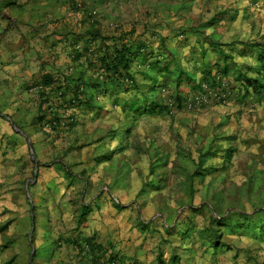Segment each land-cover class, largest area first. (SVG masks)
<instances>
[{"label": "rangeland", "instance_id": "obj_1", "mask_svg": "<svg viewBox=\"0 0 264 264\" xmlns=\"http://www.w3.org/2000/svg\"><path fill=\"white\" fill-rule=\"evenodd\" d=\"M201 1L208 9L186 10L185 14L190 17L194 13L197 23L217 14L223 20L207 27L192 26L195 38L202 28L220 43L260 41L264 35V0H182V6L198 7ZM214 2V7H208ZM190 59H180L179 67L199 81V69L194 68V59L199 58ZM205 59L214 63L216 55ZM233 61L242 65L244 74L254 76L246 71L257 67L252 59L234 56ZM232 77L231 81L224 78L214 89L203 84V91L191 90L184 82L175 91L172 84L158 85L161 78L155 75V91L145 88L137 93L142 108L151 102L166 107L156 109L154 115H136L109 104L98 112L60 114L61 122L54 130L46 124L45 128L56 134L37 147L30 144L27 161L22 164V156L20 167L12 164L4 188L9 190L11 204L7 219L11 251L17 254L11 264H22L23 257L17 262L14 258L25 251L27 264H36L38 257L49 259L53 248L49 243L40 250L36 247L38 232L47 239L50 225L67 230V214L72 216L81 197L89 192L113 195L120 204L132 206L157 231L177 220L185 228L180 224L175 227L185 231L194 221L217 235L219 222L214 219L230 215L236 220L238 211L264 212V98L249 95L242 99ZM137 81H143L140 74ZM133 94L122 95L124 102ZM51 141L57 142V154ZM91 142L104 145L101 153L98 148L100 157L90 156L87 145ZM229 148L234 152L229 163H224ZM202 154L206 155L205 167L217 171L203 178L192 177ZM2 192L0 186V198ZM62 194L70 197L68 203ZM196 211L200 212L194 215ZM5 219L0 215V244L4 243ZM64 240L60 236L59 242Z\"/></svg>", "mask_w": 264, "mask_h": 264}, {"label": "crops", "instance_id": "obj_2", "mask_svg": "<svg viewBox=\"0 0 264 264\" xmlns=\"http://www.w3.org/2000/svg\"><path fill=\"white\" fill-rule=\"evenodd\" d=\"M8 1L12 4L7 5ZM182 5V0H0V186L3 191L0 215L6 217L0 264H11L12 257L17 255L11 251V229L7 221L11 215L9 190L4 191L10 181L12 164L20 167L22 156V164L27 161L25 154L31 143L37 147L46 143L47 137L53 138L56 131H49L45 125L51 118L70 111L65 109L63 100L68 99L82 72L85 77L90 75L85 71L84 59H74V46L81 45L96 32L120 37L133 47L141 44L151 56L172 60L171 66L179 67L180 59L192 61V56H204L203 60L194 59V68L202 67L210 61L205 58L215 56L204 37L215 39L206 28L195 38L191 27L206 26L211 19L197 23L194 13L188 17L185 11L208 8L203 1L198 7ZM214 6L215 2L208 7ZM203 51L205 54L201 55ZM141 63L136 61L132 71L143 69ZM44 75L51 76L54 83L40 86ZM65 89V98L57 100V90ZM122 95L126 94L98 98L94 102L99 107L96 112L109 104L122 107L125 99ZM50 143L55 145L57 154V142ZM103 147L91 142L87 150L90 156L94 154L92 157L98 158L100 151L105 150ZM98 148H102L99 153ZM62 196L67 203L70 201L68 195ZM83 206L87 212L81 217ZM238 213L248 218H240ZM235 216L236 220L230 215L219 218L223 221L217 235L210 227L202 228L194 221L185 231L175 227L180 224L185 228L178 220L173 225L160 226L157 231L132 206L120 204L113 195L89 192L81 197L73 215L67 214V230L59 231L50 225L47 239L38 232L36 247L40 250L50 244L53 249L49 259L38 257L35 262L91 264L94 257L103 253V260L114 256L123 264H264V212L238 211ZM60 236L65 240L59 242ZM87 240L102 252L85 250ZM21 257L22 264H27L26 251L15 257L14 262Z\"/></svg>", "mask_w": 264, "mask_h": 264}, {"label": "trees", "instance_id": "obj_3", "mask_svg": "<svg viewBox=\"0 0 264 264\" xmlns=\"http://www.w3.org/2000/svg\"><path fill=\"white\" fill-rule=\"evenodd\" d=\"M11 5L12 2H6ZM217 14L212 17L206 24L213 25L223 20L222 16ZM96 42H99L96 45ZM204 42L207 44L208 49L216 55L214 63H206L202 67H196L200 73V80L196 81L195 77L176 65H172V60H165L159 56H151L146 52L143 45H127L120 37L102 36L100 33L92 32L91 36L83 41V43L74 46L73 51L76 53V60L83 58L86 63L85 71H89L90 75L85 77L82 72L75 80V85L69 91L67 100H63L66 96L67 89L56 92L57 100L66 101L65 109L96 112L99 107L94 103L98 98L116 97L119 93L130 94L134 92L130 100L124 102L123 109L130 110L136 115L149 114L154 115L156 109L163 110L166 107L151 102L148 107L142 108L138 105L137 93H141L143 89H149L152 93L156 87L154 82L157 81L155 75L160 76V86L174 85V90L178 91L180 86L186 82L191 86V90L199 89L203 91L202 85L206 84L210 88L219 87L218 84L224 78L227 79L233 74L232 79L239 85L238 93L242 94V99L249 95L256 96L260 100L264 98V35L260 41H239L230 43H220L213 41L208 37H204ZM204 51L201 55H204ZM234 56L239 58H250L257 63L256 68L247 67L246 71L252 73L254 76H248L241 71V64L233 61ZM164 59V60H162ZM201 60L204 56H200ZM141 60L140 66L144 65L143 70L132 71V66L136 61ZM143 78L142 82L137 81V76ZM54 83L51 76L44 75L39 81L40 86H49ZM156 83V82H155ZM59 87L57 89H61ZM127 107V108H126ZM61 120L55 116L47 123L51 128L60 124ZM55 129V128H54ZM234 150L229 148L226 150L224 163H229L232 158ZM205 154L199 158V169L193 172L192 177H205L214 171L216 168L205 167ZM87 212V207L81 208L80 216L83 217ZM240 218H248L244 214L238 213ZM219 222L223 219L213 220ZM86 249L90 251L102 252L99 246L91 244L89 240L86 241ZM103 253L99 257H94L91 264H123L114 256H108L106 260L102 258Z\"/></svg>", "mask_w": 264, "mask_h": 264}]
</instances>
